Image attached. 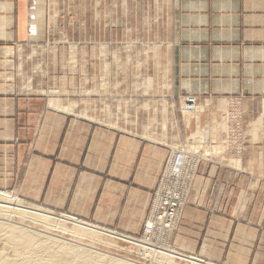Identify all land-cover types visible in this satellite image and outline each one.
I'll return each instance as SVG.
<instances>
[{"label":"rangeland","instance_id":"374dc122","mask_svg":"<svg viewBox=\"0 0 264 264\" xmlns=\"http://www.w3.org/2000/svg\"><path fill=\"white\" fill-rule=\"evenodd\" d=\"M112 7L102 1L89 13L92 7L83 4L79 25L55 23L56 35L18 61L17 81L32 79L17 85L11 104L15 118L8 120L1 103L0 191H10L20 206L40 207L51 217L42 223L10 202L0 203V264L21 260L30 251L47 254L46 248L37 252V245L8 241V223L146 264L140 259L144 242L136 238L171 151L188 146L198 156L197 170L211 156L228 157L236 168L250 143L264 145V98L234 96L220 108L192 95L168 97L165 19L156 17L151 5L130 4L121 21L119 8ZM77 28L84 34H74ZM257 170L264 172L263 164ZM252 182L257 189L258 180ZM260 183L264 187V180ZM97 261L111 259L105 254ZM60 264L71 262L61 258Z\"/></svg>","mask_w":264,"mask_h":264},{"label":"crops","instance_id":"0c3cea01","mask_svg":"<svg viewBox=\"0 0 264 264\" xmlns=\"http://www.w3.org/2000/svg\"><path fill=\"white\" fill-rule=\"evenodd\" d=\"M102 1L115 6L111 11L119 8L121 21L130 4L151 5L156 17L165 19L168 97L192 95L220 108L234 96L264 98V0H0V112L3 103L8 120L16 117L11 104L17 85L32 79L17 81L18 61L56 35L57 24L73 20L79 25L83 4L92 7L91 13ZM260 164L264 145L259 143L246 147L239 167H231L228 157L200 163L172 238L182 254L212 264H264Z\"/></svg>","mask_w":264,"mask_h":264},{"label":"built area","instance_id":"2783aa9c","mask_svg":"<svg viewBox=\"0 0 264 264\" xmlns=\"http://www.w3.org/2000/svg\"><path fill=\"white\" fill-rule=\"evenodd\" d=\"M237 129H234L236 136ZM182 155L172 150L166 160L153 190L147 221L141 228L140 238H136L156 252L166 250L174 256L175 264H187L190 260L200 259L198 256L182 254L171 242L199 164L196 153L184 155L186 159ZM142 259L151 261L146 255Z\"/></svg>","mask_w":264,"mask_h":264},{"label":"bare ground","instance_id":"6f19581e","mask_svg":"<svg viewBox=\"0 0 264 264\" xmlns=\"http://www.w3.org/2000/svg\"><path fill=\"white\" fill-rule=\"evenodd\" d=\"M257 123H258L257 121H255L254 123H251V126L253 129L257 128V125H258ZM260 123H261V120H260ZM219 124H221V123H219ZM221 125L224 126V124H221ZM219 127H221V126L219 125ZM225 129H227V128H225ZM218 132H219V130H218ZM222 132H223V130H222ZM224 132H225V130H224ZM198 133H199V131H197V136L201 137V140H202L201 142H203L204 141V138H202L203 135L201 134V132L199 134ZM198 141H200V139H198ZM196 143L199 144V142H196ZM215 146H216V144H215ZM218 146H216V147H218ZM193 147L196 149L198 148V147H195V144ZM208 147H206V148L208 149ZM206 148H205V150H207ZM177 149H178L179 154H183V155H190L191 154V153H189V148L186 145L183 146L182 148H177ZM209 150H208V152H209ZM212 151H214V149ZM191 152H192V150H191ZM216 152H218V151H216ZM206 154H207V152H206ZM13 197H15V196H13L10 191H6V190L0 191V203H2L3 205H8L7 202H10L11 207L14 208L16 211H18L19 213H22V215H28V217L35 219V220H38L42 223L50 222L49 220H50L51 216L49 214H46L45 211L42 210L40 207H36V208H35V206H33L32 208L28 207V206L22 207L19 205V203L16 202V200H17L16 197L15 198H13ZM62 216H63V214H62ZM64 216L71 218V219H76V218H73L69 215L68 216L64 215ZM8 224H9V227H11V229H8L11 233L10 237L8 238V241L12 242L15 239V241H21V243H24L27 245H37L36 246V247H38L37 252H41L44 248L47 249V254L44 257L33 255V254H31L32 251H30V252H28V254L24 255L25 257L23 259L18 260V261H13L10 264H60L61 258L62 259H65V258L70 259L71 264H143V263H139V262H133L130 259H125V258H122L119 256L116 257L112 254L109 255L106 252H100V250L90 249L92 252H100V253H92L91 251H88V250L83 249V248H77L76 246H73V245H67L63 242V240H61V238H58V237L54 238L52 236L50 238L47 235H41L38 233V230H35V231H37V233H36L33 230L34 228L24 226L22 224H13V225H10L11 223H8ZM25 232H27V234ZM32 234H37V235H32ZM43 242L48 246L46 247V245H44ZM143 244L145 245L146 243L144 242ZM144 245L141 248L140 259H142V257H145V255L151 259V261L145 260L144 263H146V264H172L173 263V264H175V260L173 259L174 256L172 254H170L169 252H167L166 250L163 249V250H159V253H153V252H151L152 248H150L149 245L146 244L147 247ZM24 248H26V247H24ZM83 251H86L88 256H91V255H93V256L88 258L84 254ZM105 254H106V256H110L111 262H109V263H106V262L101 263L100 261L94 262V260H97L98 258L104 257ZM0 259H3V257L0 256ZM189 264H212V263L206 262L202 259H193V260L189 261ZM213 264H215V263H213Z\"/></svg>","mask_w":264,"mask_h":264}]
</instances>
